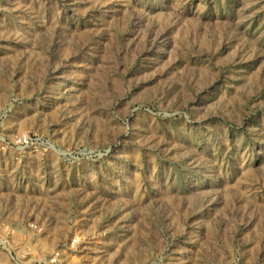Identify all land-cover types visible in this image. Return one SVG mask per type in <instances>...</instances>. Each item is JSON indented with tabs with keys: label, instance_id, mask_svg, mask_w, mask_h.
<instances>
[{
	"label": "rangeland",
	"instance_id": "374dc122",
	"mask_svg": "<svg viewBox=\"0 0 264 264\" xmlns=\"http://www.w3.org/2000/svg\"><path fill=\"white\" fill-rule=\"evenodd\" d=\"M0 264H264V0H0Z\"/></svg>",
	"mask_w": 264,
	"mask_h": 264
}]
</instances>
